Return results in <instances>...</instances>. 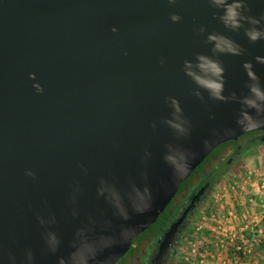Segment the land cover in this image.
Wrapping results in <instances>:
<instances>
[{
	"label": "water",
	"instance_id": "obj_1",
	"mask_svg": "<svg viewBox=\"0 0 264 264\" xmlns=\"http://www.w3.org/2000/svg\"><path fill=\"white\" fill-rule=\"evenodd\" d=\"M254 87L264 0H0V264H115L218 145L264 129Z\"/></svg>",
	"mask_w": 264,
	"mask_h": 264
},
{
	"label": "flooded vegetation",
	"instance_id": "obj_2",
	"mask_svg": "<svg viewBox=\"0 0 264 264\" xmlns=\"http://www.w3.org/2000/svg\"><path fill=\"white\" fill-rule=\"evenodd\" d=\"M218 145L201 168L181 183L158 220L139 234L115 264H184L181 243L202 208L211 203L233 163L264 149V129L253 130ZM162 214L163 217H162Z\"/></svg>",
	"mask_w": 264,
	"mask_h": 264
},
{
	"label": "built area",
	"instance_id": "obj_3",
	"mask_svg": "<svg viewBox=\"0 0 264 264\" xmlns=\"http://www.w3.org/2000/svg\"><path fill=\"white\" fill-rule=\"evenodd\" d=\"M253 179L257 189L250 192L249 199L241 208L248 216L246 218L251 220L252 210L259 207L258 197H264V155L263 165L248 167L244 180L237 181L234 187L240 185L244 188ZM230 185L233 189V184ZM229 190L230 188H222L217 192L210 213L203 214L194 226L188 240V250L183 254L184 264H214L211 261H218L216 264H233L231 257H234L236 264H242L241 260L257 255V247L264 245V217L254 222L247 220L244 228L237 230L233 224V216L237 212L231 209L224 214L219 208L223 206ZM247 230H251L250 235H246ZM221 251L230 256L222 257Z\"/></svg>",
	"mask_w": 264,
	"mask_h": 264
},
{
	"label": "crops",
	"instance_id": "obj_4",
	"mask_svg": "<svg viewBox=\"0 0 264 264\" xmlns=\"http://www.w3.org/2000/svg\"><path fill=\"white\" fill-rule=\"evenodd\" d=\"M263 155L264 149H260L245 155V157L240 158L233 163V167L230 170V172L232 173V177L227 178L228 180H230L231 184H233V189L230 188L229 192L227 193V198L222 204L223 206L219 208H221V211L224 214H226L225 212L230 211L231 209L237 212L236 216H233V224L235 225V228L237 230L243 229L244 223L247 222V220H253L254 222L262 220V218L264 217V197H258V200L260 202L258 205L259 207L255 209V211L252 210V220L247 219L246 217L248 216H246V214L243 213L241 209L243 208L242 205L244 206L249 199L250 192L257 189V185L254 179L246 183L244 188L240 185L234 187L237 181L244 180V176L246 175L248 167H252L254 165H263ZM208 208L205 211H208L210 213L211 210L209 209H211V206L209 209ZM250 232L251 230L245 231L246 235H250ZM256 251L258 252L257 255L241 260L242 264H264V245L258 246ZM220 255L223 257L228 255V253L221 251ZM232 260L233 264H236L234 257H231V261ZM211 262L216 264L218 261Z\"/></svg>",
	"mask_w": 264,
	"mask_h": 264
},
{
	"label": "clouds",
	"instance_id": "obj_5",
	"mask_svg": "<svg viewBox=\"0 0 264 264\" xmlns=\"http://www.w3.org/2000/svg\"><path fill=\"white\" fill-rule=\"evenodd\" d=\"M170 2H174V0H170ZM223 2L224 0H217V3H223ZM241 7L242 4L239 2L226 5L227 12H226V16L224 17L225 22L231 23L233 27H239L237 17L240 16V13L237 12V9H240ZM171 19L173 21H178L180 18L179 16L173 15ZM113 31H115V29ZM257 35L258 34H252V39H256ZM210 39H214V37H210ZM217 47H219V45H217ZM199 60L201 61V63L199 64V68L205 73V76L204 77L195 76V79L199 84L207 87L208 89H211L214 92V94L218 95L221 85L219 83H216L213 79H211V77L218 75L221 69L215 63H213L210 60H207L205 57H199ZM252 91L256 94V96L259 99H264V95H262L257 88L254 87ZM248 103L254 104L253 101H248ZM29 175H31V173H29Z\"/></svg>",
	"mask_w": 264,
	"mask_h": 264
},
{
	"label": "rangeland",
	"instance_id": "obj_6",
	"mask_svg": "<svg viewBox=\"0 0 264 264\" xmlns=\"http://www.w3.org/2000/svg\"><path fill=\"white\" fill-rule=\"evenodd\" d=\"M228 177H232V173L230 172L229 174H227L223 179H222V181H221V183L219 184V186H218V188L216 189V192H215V194L214 195H216L217 194V192L220 190V189H222V188H226V189H228V188H231V182H230V180H228L227 178ZM215 197V196H214ZM212 202L209 204V203H207L203 208H202V210H201V212H200V214H198L197 215V217H195V223L193 224V226H191L190 227V229L184 234V237H183V239H182V243H181V246H182V251H181V253L179 254V258H180V255L182 254V257H183V254L186 252V250H188V240H189V238H190V236L192 235V231H193V228H194V226L196 225V223L202 218V215L203 214H208L209 212L208 211H205L208 207L210 208V206H211V209L213 208L212 207ZM208 208V209H209ZM211 209H209V210H211ZM182 263H184V262H182Z\"/></svg>",
	"mask_w": 264,
	"mask_h": 264
},
{
	"label": "trees",
	"instance_id": "obj_7",
	"mask_svg": "<svg viewBox=\"0 0 264 264\" xmlns=\"http://www.w3.org/2000/svg\"><path fill=\"white\" fill-rule=\"evenodd\" d=\"M233 140H234V139H233ZM221 145H223V144H221ZM201 166H202V165H200V166H199V167L193 172V174H194L195 172H197V171L201 168ZM163 215H164V214H162V217H163Z\"/></svg>",
	"mask_w": 264,
	"mask_h": 264
}]
</instances>
